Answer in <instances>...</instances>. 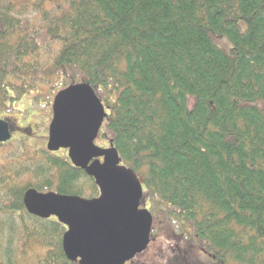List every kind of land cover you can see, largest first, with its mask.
I'll return each mask as SVG.
<instances>
[{"label": "trees", "instance_id": "1", "mask_svg": "<svg viewBox=\"0 0 264 264\" xmlns=\"http://www.w3.org/2000/svg\"><path fill=\"white\" fill-rule=\"evenodd\" d=\"M52 80L93 87L146 207L185 225L160 261L264 264V0H0V119ZM0 187V264L13 244L30 264H78L23 195L94 198L93 178L44 150L1 167Z\"/></svg>", "mask_w": 264, "mask_h": 264}, {"label": "water", "instance_id": "2", "mask_svg": "<svg viewBox=\"0 0 264 264\" xmlns=\"http://www.w3.org/2000/svg\"><path fill=\"white\" fill-rule=\"evenodd\" d=\"M107 108L90 84L71 85L56 95L52 105L47 151H67L75 168L93 178L95 198L41 193L28 189L23 205L28 214L65 227L62 247L78 264H127L152 243L154 216L143 208L144 180L122 159L112 141L96 145ZM10 119H0V144L12 141Z\"/></svg>", "mask_w": 264, "mask_h": 264}, {"label": "rangeland", "instance_id": "3", "mask_svg": "<svg viewBox=\"0 0 264 264\" xmlns=\"http://www.w3.org/2000/svg\"><path fill=\"white\" fill-rule=\"evenodd\" d=\"M63 87V83L52 80L50 85H43L29 92L20 102L6 111V113L8 112L7 118L11 120L14 126L16 125L17 129H15V138L12 142L0 145V168H5L6 165L9 164H14L15 167L22 161L31 160L34 155L38 153L40 156L41 151H47L49 126L53 118L52 104L58 92L63 90ZM96 145L100 147L104 145L108 146L109 142L99 138ZM54 154L68 158L66 151ZM25 180H27V178L23 177L22 181ZM86 186L88 187V183H86ZM88 197L89 196L86 195L84 198ZM146 202L147 200L145 197L142 207H146ZM150 211L154 214L153 241L148 250L137 258L135 264H164V260L162 262L159 258L162 255H166L164 250L168 242H170L168 239L178 241L185 240L187 244L189 243L188 231L184 224L178 220L169 221L166 218L163 207L157 210L153 207ZM6 238L4 240H6ZM13 246L17 254L14 256V264L18 262L21 264H30L29 262L34 261L33 253L25 255L26 250H20L16 244H13ZM24 257H28V260H26V258L24 259ZM17 259L19 260L18 262ZM171 264L176 263L173 262ZM177 264H179V262Z\"/></svg>", "mask_w": 264, "mask_h": 264}, {"label": "flooded vegetation", "instance_id": "4", "mask_svg": "<svg viewBox=\"0 0 264 264\" xmlns=\"http://www.w3.org/2000/svg\"><path fill=\"white\" fill-rule=\"evenodd\" d=\"M11 126L13 127V129H17V127H16V125L14 126L12 123H11ZM14 138H15V132H14V134H13V139H12V141L14 140ZM99 138H101V135H100V137ZM99 138L97 139V140H99ZM97 140H96V143H97ZM11 141V142H12ZM8 144V143H7ZM100 147V146H99ZM103 148H107L108 146H102ZM62 151H65V150H61V151H59V152H62ZM59 152H57V153H59ZM66 153H67V151H66ZM154 215V214H153ZM153 241V240H152ZM140 255H142V254H140ZM140 255H137L132 261H130V262H128L127 264H135L136 263V261H137V258L140 256Z\"/></svg>", "mask_w": 264, "mask_h": 264}]
</instances>
